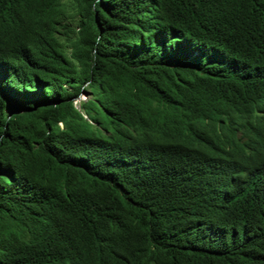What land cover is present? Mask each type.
I'll return each mask as SVG.
<instances>
[{
	"label": "trees",
	"instance_id": "trees-1",
	"mask_svg": "<svg viewBox=\"0 0 264 264\" xmlns=\"http://www.w3.org/2000/svg\"><path fill=\"white\" fill-rule=\"evenodd\" d=\"M0 264H264V0H0Z\"/></svg>",
	"mask_w": 264,
	"mask_h": 264
},
{
	"label": "rangeland",
	"instance_id": "rangeland-1",
	"mask_svg": "<svg viewBox=\"0 0 264 264\" xmlns=\"http://www.w3.org/2000/svg\"><path fill=\"white\" fill-rule=\"evenodd\" d=\"M86 97H87V93H82V94L79 96V99L82 100V99H85ZM75 105H76L77 108H80V107H79V103H78L77 101L75 102Z\"/></svg>",
	"mask_w": 264,
	"mask_h": 264
}]
</instances>
